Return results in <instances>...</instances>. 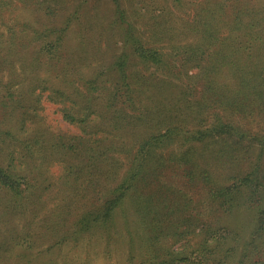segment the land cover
Listing matches in <instances>:
<instances>
[{
  "label": "rangeland",
  "instance_id": "rangeland-1",
  "mask_svg": "<svg viewBox=\"0 0 264 264\" xmlns=\"http://www.w3.org/2000/svg\"><path fill=\"white\" fill-rule=\"evenodd\" d=\"M263 1L0 0V169L22 183L20 193L0 183V264H160L149 237L165 227L160 244L180 255L213 228L239 257L264 196V85L232 98L228 59L248 48L231 41L235 25L262 21L250 8ZM263 46L255 39L251 53ZM115 111L138 117L148 140L159 133L146 161L133 141L107 163L98 144L94 157L50 155L57 135L98 137ZM134 157L138 174L124 178ZM69 159L77 170L65 169ZM121 182L131 188L106 216ZM27 229L36 234L25 250L13 236Z\"/></svg>",
  "mask_w": 264,
  "mask_h": 264
},
{
  "label": "trees",
  "instance_id": "trees-1",
  "mask_svg": "<svg viewBox=\"0 0 264 264\" xmlns=\"http://www.w3.org/2000/svg\"><path fill=\"white\" fill-rule=\"evenodd\" d=\"M259 7L258 8H250V14L256 15L259 10H261L264 13V1L262 4L258 2ZM259 14V13H258ZM264 17V15H261ZM256 19V20H255ZM250 18L247 21H244L243 19L235 25V28L240 31H237L238 35L233 34L231 35V41L234 43H240L242 40L244 42H247L248 48L245 49V51H237L233 50L235 55L232 54V56L228 59V66H229V73L234 76L233 80L234 82H229L231 86V96L232 98H237L236 93L240 91V93L244 96H247L250 93V90L252 89H258L259 86L264 85V53H260V55L254 56L251 53V45L255 39H258V41H261L264 43V39L261 36H259L260 31H255L254 29H251V26L255 25L258 28H264V18L262 21L260 20V16L257 18ZM262 23V27H261ZM254 26V27H255ZM233 27V25H232ZM234 28V27H233ZM254 30V31H253ZM235 32V29H234ZM245 34L244 37H240L241 34ZM254 35V36H253ZM238 39V40H236ZM254 39V40H253ZM246 45V43H245ZM247 45L245 47H247ZM264 48V46H263ZM243 54L247 56V58L242 59L239 55ZM153 56V55H150ZM154 58V57H152ZM263 74V75H262ZM236 81V82H235ZM117 88V86H114V88ZM263 89V88H259ZM217 90V89H216ZM134 92V90H131V88H127L126 93V101H130L131 95ZM221 92V91H219ZM154 93V92H153ZM102 94L104 95V90L102 91ZM212 94L216 95V91L212 89ZM107 95V94H106ZM114 95V92H113ZM156 96V100L160 101L163 97L160 94L154 93ZM219 96V95H216ZM165 98V97H164ZM86 106L84 108L90 107L89 103L84 101ZM81 103V101H79ZM163 114H165V108L166 112L169 113L168 115L172 114L173 109L170 107L163 105ZM64 115L70 119L69 115L64 113ZM134 115H127L123 113V111H115V114L112 115L113 123L110 124L105 129H101L103 132L102 135H99L97 137L96 133H94L93 130L90 131V133L82 138L81 140L77 141V138H71V137H65L63 135H57L55 142L51 146L50 155H56L60 154V152L65 153L66 155L70 156L73 154H82L89 151V155L94 157L96 153H91L94 151H98L99 149L106 154V160L107 163L110 158V155L108 152L110 150H114L118 147H126L128 150V146H125L126 144L130 142H134L135 145V154L138 155L142 154L141 151H143L144 147L148 152H146V157L144 161H146L151 156V146L153 139L154 141L159 140V133L153 134L150 139L148 140V137L145 136V131L141 124L140 120L137 118L134 119ZM106 118V117H105ZM109 118V116H107ZM108 119H105L104 121L107 123ZM164 122L169 125L170 127L172 124L168 119H165ZM104 125H106L104 123ZM152 131H158L159 128L163 126V121L161 119V115H158L155 119L151 122ZM176 126V125H174ZM174 126H172L170 129L172 132L174 131ZM215 129V125L213 126ZM227 127V126H226ZM159 132V131H158ZM218 131L217 133H219ZM40 138V137H39ZM38 138V139H39ZM193 138H196V131L193 132ZM46 140H44L45 142ZM82 141V142H81ZM98 144V148H95ZM150 144V145H149ZM149 145V146H148ZM85 146V147H84ZM55 150L57 152H55ZM91 150V151H90ZM130 150V149H129ZM73 156V155H72ZM71 156V157H72ZM137 157H134V160L131 159L130 167L124 169V178L125 175H129L133 179L137 176V165L140 167L142 162H139L137 164ZM69 158V157H68ZM99 160V157L96 161ZM68 162L64 164L65 169H68L70 171L77 170L76 166L74 165V162L71 161V159L67 160ZM92 163V167L97 171L99 170V166L96 163ZM137 164V165H136ZM112 168H115V164L112 165ZM112 173V174H111ZM93 174V172H91ZM107 176H104V178H108V176L111 178H114L115 176V170H107ZM81 176V175H80ZM128 176L127 180L129 181L130 177ZM237 178V177H235ZM242 177L238 178L236 180L239 182ZM131 179V180H133ZM248 179V177H244L243 184ZM92 180V179H90ZM124 182V181H123ZM121 182L116 188L111 189V197L106 200V203L109 204V207L106 210L105 215L109 216L112 210V207H114L118 202H120V198L123 197V192L127 191L129 188H131V185L125 186V183ZM0 183H2L4 186L12 190L13 192L20 193L22 191L21 188H19L20 183L19 180L11 179V176L6 173L4 170L0 169ZM260 205L256 208V217H255V224L253 229L250 232V236L248 241L245 243V246L242 250V253L239 257H236L234 254L236 252V246L232 242H230V245H225L226 236L224 234L219 233L216 230H213V228L208 229L207 233H203V238L199 239L196 242V246L192 247H186L187 251H189L188 255H180V252H173L171 251V247H167L165 245L160 244V237L166 236L167 233L171 230L170 227L164 228V229H158L161 230V232L157 235L156 238L153 237V234L149 237V240H152L153 243L151 244L154 249L151 250V254L153 257H158L161 259L160 264H264V196L261 197ZM222 205H226V207H231V202L228 200L222 201ZM138 208H145L146 205H139L137 204ZM160 227V226H158ZM157 227V228H158ZM30 229V228H28ZM26 230L25 233H15V238L19 239L18 243L21 244L24 242L25 244L22 245L25 250L31 249L30 245L25 246L28 244V240L32 236V234L35 236L36 233L32 232V230ZM50 231V228H47L46 230H43L40 235L38 236L39 239H43L46 241V236H48V232ZM175 234H178V231L174 229ZM212 237L215 238L214 241H209L208 238ZM217 237V238H216ZM231 237L237 239V235H232ZM234 241V240H233ZM16 242V244H18ZM18 244V245H19ZM261 254V255H260ZM175 255L177 258H172L169 260H166L167 257H171ZM260 255V256H259ZM256 256V259H254ZM262 256V257H261ZM146 261H143L141 263H145ZM30 264V263H29Z\"/></svg>",
  "mask_w": 264,
  "mask_h": 264
}]
</instances>
